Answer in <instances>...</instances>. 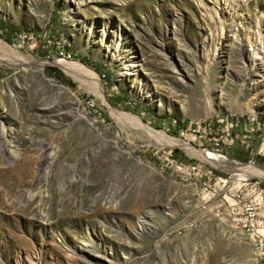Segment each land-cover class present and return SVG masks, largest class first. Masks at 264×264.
Here are the masks:
<instances>
[{"label": "rangeland", "instance_id": "1", "mask_svg": "<svg viewBox=\"0 0 264 264\" xmlns=\"http://www.w3.org/2000/svg\"><path fill=\"white\" fill-rule=\"evenodd\" d=\"M202 150L264 170V0H0V264H264Z\"/></svg>", "mask_w": 264, "mask_h": 264}, {"label": "bare ground", "instance_id": "2", "mask_svg": "<svg viewBox=\"0 0 264 264\" xmlns=\"http://www.w3.org/2000/svg\"><path fill=\"white\" fill-rule=\"evenodd\" d=\"M91 1V0H90ZM74 2V1H73ZM77 3H78V1H77ZM33 62V61H32ZM134 62V61H133ZM66 64H68V63H66ZM124 65H125V68H126V70L124 71V74L125 75H134L135 74V71H136V69H134V67H136V66H138V65H132L131 64V61L130 60H126V59H124ZM62 67H63V69L65 70V72L66 73H68L69 75H72L74 78H75V80L76 79H78V81H80V82H82V83H84L85 84V77L83 78V77H81L82 76V73H81V70L82 71H85V68L82 66V65H62ZM84 73V72H83ZM87 75V74H86ZM85 75V76H86ZM85 80V81H84ZM91 87H92V91L93 92H95V94L97 93V94H99V93H102L101 91V87H100V85H99V83L98 82H95L94 83V85L92 84L91 85ZM152 101H154L155 99H153V97L152 96H150L149 97ZM156 105H158L157 103H156ZM111 110H112V112H114L115 114H117V115H119V117L121 116V118H123V119H128V120H130V121H135V123H137V125H142V127H144V129L145 130H148L150 133H154L155 134V132L156 131H153L151 128H149V127H146L145 125H143V124H141L140 123V120L138 119V118H136V117H133V116H131V115H129V114H125V113H118V112H116L114 109H112L111 108ZM9 129L7 128V130H6V135H8L9 134ZM156 135H158V136H161V134H159L158 132H156ZM162 136H164V135H162ZM170 145H176V143L177 142H172V140L171 141H169L168 142ZM177 144H179V143H177ZM188 144V143H187ZM187 144H179V145H181L182 146V148H184L185 149V151H187L188 152V154H192L191 152L193 151L192 150V146L190 147V145L188 146ZM194 154V153H193ZM199 154L201 155V157L204 159V160H206V161H208V162H210V163H212V164H214V165H217V166H220V167H224V168H226V169H228L229 171H244V172H249V173H254V174H256L257 176H259V177H262V178H264V170H262V169H259V168H257V167H254L253 165H238V164H235V163H230L229 161H226V160H224L223 158H221V157H219L218 155H215V154H212V153H209V152H206V151H199ZM140 225H139V228L137 229V231L138 232H142V231H144L145 230V228H146V226H145V223H144V221L143 220H141L140 221ZM241 231L244 233V235L245 236H248L252 241V246L256 249V251L258 250V247H257V245H256V242H255V238L253 237V235H251V233L250 232H246V231H244V229L243 228H241ZM170 233V232H169ZM190 234V233H189ZM184 235V233H181V236H183ZM185 235H187V233L185 234ZM253 248V249H254Z\"/></svg>", "mask_w": 264, "mask_h": 264}, {"label": "built area", "instance_id": "3", "mask_svg": "<svg viewBox=\"0 0 264 264\" xmlns=\"http://www.w3.org/2000/svg\"><path fill=\"white\" fill-rule=\"evenodd\" d=\"M192 169L195 170L196 167L192 166ZM202 185H203L202 193L209 194V190H208L209 185L207 184V182H203ZM259 198H260V200L262 199L261 194H259ZM234 200L235 199L231 198V201L233 203H235V204L236 203H241L240 200H238V201H234ZM257 203H259V202L258 201L257 202H253L251 200L249 202H244L242 204V207H241V209H244L245 217H244L243 220H240L241 223H242L240 225V228H243L244 231H246V232H250L251 235H253L251 231H253V227L252 226H253L254 222H252V221L256 217V207H257L256 204ZM219 207H221V205H217L216 206V212H214L216 215L220 214L221 208H219ZM263 225H264V223H263ZM195 228H196V224L193 223V222H189V223H186V224H184L182 226L175 227L171 231V234L173 233V234H175L177 236H181V233H185L186 231L193 230ZM259 234L260 235H259L258 239H255V242H256V245L258 247L259 254L261 256H264V226L262 227V230H261V232Z\"/></svg>", "mask_w": 264, "mask_h": 264}, {"label": "trees", "instance_id": "4", "mask_svg": "<svg viewBox=\"0 0 264 264\" xmlns=\"http://www.w3.org/2000/svg\"><path fill=\"white\" fill-rule=\"evenodd\" d=\"M234 157L240 161H247L249 159L248 153L246 151H239L233 154Z\"/></svg>", "mask_w": 264, "mask_h": 264}]
</instances>
